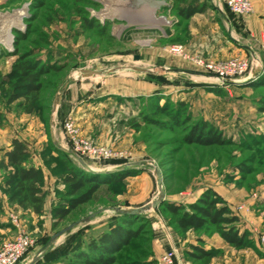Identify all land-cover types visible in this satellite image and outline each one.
Masks as SVG:
<instances>
[{
    "label": "rangeland",
    "instance_id": "1",
    "mask_svg": "<svg viewBox=\"0 0 264 264\" xmlns=\"http://www.w3.org/2000/svg\"><path fill=\"white\" fill-rule=\"evenodd\" d=\"M153 1L159 4L155 18L138 13L134 0L121 3L135 12L133 22L100 23L92 18L88 26L85 20H91L86 9L101 8L90 0H0V17L25 11L23 28L12 30L11 50L0 47V73H9L15 60L11 55L15 32L27 33V38L17 44L19 54L33 52L46 64L59 67L42 77L35 111L26 113L18 102L6 106L5 98L0 101V160L11 140L20 139L41 164L42 187L47 190L44 193L54 198L46 201L44 196L40 215L28 207L18 208L8 201V189L3 186L5 172L0 169V247L16 235L9 215L16 217L34 241L23 259L39 250L42 256L59 251L64 246H56L58 237L54 235L66 227H71L68 233L74 234L75 240L86 242L118 219L117 209L150 205L158 193L159 181L163 202L186 201L205 190L213 191L239 218L235 227L247 234L251 245L235 249L213 227L182 232L165 208L158 205L132 214L136 217L132 229L141 227L140 234L117 254L116 264H158L163 252H173L175 261L177 255H182L192 264H264L259 243L264 234V45L257 51L259 72L219 83L191 57L213 63L240 57L252 65L253 54L243 51L212 59L189 51L192 16L183 19L177 10L187 4L204 5L206 9L222 8L229 19L244 16L233 14L225 0H187V4ZM174 45L182 46L188 58L171 55L168 49ZM155 103L168 105L171 112L183 107V125L170 126L171 121L157 112ZM144 117L164 126L147 123ZM69 121L80 139L122 153V157L77 159L64 134L63 126ZM200 121L213 126L227 143L207 146L182 141ZM54 146L66 151L65 157L86 171L106 174L125 168L133 173L121 182L102 185L90 202L58 222L53 209L66 199L61 183L65 171ZM209 240L223 245L214 248ZM169 241L176 249L169 247ZM193 247L214 249L213 256L195 260L189 257ZM59 261L66 264L70 258L64 256L50 264Z\"/></svg>",
    "mask_w": 264,
    "mask_h": 264
},
{
    "label": "trees",
    "instance_id": "2",
    "mask_svg": "<svg viewBox=\"0 0 264 264\" xmlns=\"http://www.w3.org/2000/svg\"><path fill=\"white\" fill-rule=\"evenodd\" d=\"M178 4H187V0H173ZM206 6L200 7L187 4L177 10V14L183 19H188L196 13H201ZM92 21L85 20L86 25L91 26ZM15 49L11 53L15 60L11 64L10 71L6 75L0 73V101L5 98V105L18 102L24 112L30 113L36 110L40 101L42 90V77L49 72L59 70V67L48 65L33 52L21 55L17 44L27 38V33L15 32ZM261 109L264 111V101ZM159 114L167 116L171 121L170 126H182L181 120L183 107L169 110L168 105L158 106L154 104ZM3 113L0 109V119ZM188 116V115H187ZM186 116V117H187ZM144 120L150 124L163 127L158 121H151L147 117ZM185 143H197L200 145H225L227 141L210 124L200 121L189 129L182 138ZM64 166V175L61 183L64 185L66 199L60 200L53 209V216L58 221L64 220L77 207L87 204L102 185L121 182L133 171L123 168L111 173L98 174L76 167L69 161L63 151L56 146ZM33 153L30 152L24 142L13 138L10 148L4 150L0 160V169L5 172L3 186L8 189V201L13 202L18 208L28 207L32 213L40 215L43 209L44 176L40 166L33 163ZM160 206L165 208L173 220V223L182 232L195 231L213 227L219 237L229 246L241 249L251 245L245 232L240 233L235 227L239 218L234 216L224 201L211 190H205L195 201L188 204L162 202ZM136 217L130 214H119L118 219L111 221L105 230L86 242L75 240V235L68 236L59 251L44 254L43 264H50L61 257L69 256L70 262L66 264H116L117 254L130 246L132 240L138 238L141 227L132 229ZM58 223H55V226ZM189 257L195 260L211 258L214 249L204 250L193 247ZM37 264H39L37 262Z\"/></svg>",
    "mask_w": 264,
    "mask_h": 264
},
{
    "label": "crops",
    "instance_id": "3",
    "mask_svg": "<svg viewBox=\"0 0 264 264\" xmlns=\"http://www.w3.org/2000/svg\"><path fill=\"white\" fill-rule=\"evenodd\" d=\"M249 1L252 5V12L241 18H227L225 12L220 7L205 9V12L194 14L191 17V21L194 24L190 33L191 41L187 42V49L193 53L212 59H223L238 54L239 52L243 54V51H248L253 54L249 76L259 72L261 67L260 60L257 57V51L264 45V0ZM33 163L35 166L41 165L37 159H33ZM43 191L46 192L47 190L43 189ZM199 194L195 195L193 199L186 201L170 199L168 202L181 204L192 203L198 198ZM45 196L46 201L54 200L53 194L51 193H46ZM6 232L9 233L10 230L7 228ZM68 236H70L68 232L58 236L56 246L63 244ZM54 238L57 237L54 235ZM208 243L209 246L217 249L223 245L221 242L211 240ZM168 245L176 249L173 241H169ZM42 255L43 251H36L30 257H25L20 263L37 264L38 262L39 264H43ZM176 263L192 264L182 255H177ZM53 264H61V262L59 261Z\"/></svg>",
    "mask_w": 264,
    "mask_h": 264
},
{
    "label": "built area",
    "instance_id": "4",
    "mask_svg": "<svg viewBox=\"0 0 264 264\" xmlns=\"http://www.w3.org/2000/svg\"><path fill=\"white\" fill-rule=\"evenodd\" d=\"M225 4L233 14L238 16H246L252 12V5L249 0H225ZM168 52L174 56L188 58L186 50L180 45L171 46ZM191 59L195 65L200 67L208 75H212L219 83L243 77L251 68L250 63L240 57L219 63L207 62L198 56H193ZM63 129L65 137L71 145L73 155L77 159L84 157L89 161H99L122 157V153H115L108 149H100L80 139L71 121L66 122ZM240 209L241 207H237L236 210ZM9 219L11 226L15 229L16 235L12 240L4 242L0 247V264H18L34 246L33 239L21 229L16 217L9 215ZM259 243L264 251V234L259 237ZM157 262L158 264H176L174 253H161Z\"/></svg>",
    "mask_w": 264,
    "mask_h": 264
},
{
    "label": "bare ground",
    "instance_id": "5",
    "mask_svg": "<svg viewBox=\"0 0 264 264\" xmlns=\"http://www.w3.org/2000/svg\"><path fill=\"white\" fill-rule=\"evenodd\" d=\"M120 1L121 0H114V2L108 5V9L98 16L100 23L114 20L133 22L135 20V18L132 17V15H135V12L125 9ZM135 2L137 4L135 7L136 11H139L138 13L148 17H154V12L159 6V4L153 0H135ZM139 7H142V9H138ZM24 16L25 11L19 10L13 12L12 14H6L0 17V47H3L8 51L11 50L13 37L12 30L13 28L20 30L23 28L22 19ZM114 32L118 33V30H114Z\"/></svg>",
    "mask_w": 264,
    "mask_h": 264
},
{
    "label": "water",
    "instance_id": "6",
    "mask_svg": "<svg viewBox=\"0 0 264 264\" xmlns=\"http://www.w3.org/2000/svg\"><path fill=\"white\" fill-rule=\"evenodd\" d=\"M90 1L93 2V3L99 4L101 6V8H99L98 10H94L92 8H87L86 9V11L89 13V19L91 20L93 18V19H96L98 21H99L98 16L100 14H102L104 11H106L108 9V7H109L108 5L113 2V0H90ZM131 1H134V0H121V2H123L124 4L125 3L127 4V3L131 2ZM158 187H159L158 193H157L156 197H154L152 199V202H151L150 205H146L145 207L139 208V209L128 208V209H117V211L120 214H130V215H132V214H141V213H144L145 211H148L149 209H154L155 207H157L158 205H160L163 202V195H162V192H161V189H160L159 181H158ZM70 228L71 227H66L65 229L59 231L58 233L55 234V237H58V236L62 235L65 232H68L70 230Z\"/></svg>",
    "mask_w": 264,
    "mask_h": 264
}]
</instances>
